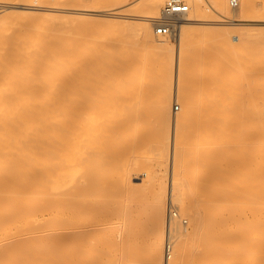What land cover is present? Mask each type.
Masks as SVG:
<instances>
[{"label": "bare ground", "instance_id": "bare-ground-1", "mask_svg": "<svg viewBox=\"0 0 264 264\" xmlns=\"http://www.w3.org/2000/svg\"><path fill=\"white\" fill-rule=\"evenodd\" d=\"M81 1L83 0H0V18H6L9 15L7 11L10 9L24 11L25 20L19 28L25 37L29 38L30 46H33L34 42L37 43L34 40L36 37H44L40 53L42 60L37 64L39 66L32 70L22 71L15 66L31 57L30 54H33L31 47L17 51L13 49V46L20 38L19 36L11 34L0 36V264H101L97 259L98 262L95 260L97 256L95 251L90 252L89 248L92 245L91 241L95 231L103 225H95L92 222L79 227L72 226L73 218L79 213L91 216L95 210L88 199L79 197V193L82 195L84 188L77 186L78 177L75 179L79 172L77 170L90 162L91 150L103 148L101 145L110 147L109 150L112 147L107 153V155L110 154V157L107 156L110 162L124 160L125 157L127 158L126 155H131L129 151L133 149L136 154L145 144L138 139L141 137L138 132L137 138L134 137V130L130 127H134L135 122L139 124L145 121L146 118L137 122L138 120H135L138 117L134 116L148 114L151 117L150 114L154 112L156 116L158 115L157 117L160 116L159 119L168 117L169 122L172 119L176 131L174 138L177 139L174 141L176 147H173L175 152L172 151L174 156L173 159L171 158L173 160V187L169 206L171 210L168 212L167 222L165 221L167 208L165 191L163 195L158 194L152 201L153 215L146 222L145 240L154 264H264V103L261 108L258 99H256L257 103L253 102V105L251 99L247 100L251 101L250 106L247 101L243 102L248 104H242V100H237L242 105L240 112L238 109L241 107L235 110L236 106H239L237 101L236 103L230 100L224 101L226 100L224 96H221V100L216 97L212 99L208 92L212 87L210 88L204 79L186 85L185 69H195L213 54L210 51L211 54L204 53L207 55L203 56L204 51L200 48L198 49L202 51L199 50L201 54L197 52V48H194V40L199 34L192 32L198 35L192 36L191 33L192 37H190L185 33L186 35L181 36L182 39H180L183 42L180 45L181 53L178 58L177 87L179 94L177 101L182 104H180L182 108L179 106L181 110L177 107V110L181 111L179 114H172L170 112L172 109L169 110L173 107H171V95L160 93L157 94L154 104L150 103L151 106H147L149 103L143 102L147 103V107H144L143 103L137 104L138 108L135 107V111L131 105L132 101L129 103L120 101L121 106L117 102V105L113 104L116 109H110L111 111L108 110L110 108L108 106L107 109L104 108L106 110L103 113L106 119L101 120L102 116L99 118V123V120H96L99 117L97 115H100L98 111L101 109V113L103 112V108H99L100 105L82 104L81 107L85 105L82 110L76 104H66L61 98L48 94L44 87L33 83L31 79L33 74L41 71V66L44 67L51 58L58 54V37L54 32L59 28L58 22L52 20L50 22L43 18L50 22L48 27L39 26L36 31L35 22L43 13H53L52 15L56 17L59 13H68L73 4ZM93 1L100 2L99 7L93 9L105 17L102 22L114 27L113 25L118 26L119 21L127 17L140 21L139 32L137 30L138 41L140 40L143 44L153 42L154 48L165 51L173 48V43L170 38H161L155 34H159L158 30L164 26L167 32L160 35H166L165 37L173 35L177 26L173 19L175 17L186 16L183 22L188 24L210 19L211 25L221 26L241 24L249 20L254 21L253 24H264V17L258 20L253 19L252 9L255 0H240L239 15H242L240 17L227 0H212L213 12L211 14L213 16L210 15L211 18L207 16L210 19L203 17L206 0L185 1L188 8L182 13L171 11L174 0ZM132 2H136L135 7L139 11L133 14L128 13L131 15L125 16V12L119 8ZM231 4L237 7L238 1L232 0ZM200 10L202 13H199ZM200 14L203 15L200 17ZM156 24L159 27L153 33L152 27ZM180 27L183 28L182 25ZM186 36L188 40H185ZM116 40L109 43L100 39L101 43L97 40L98 42L94 43L96 46H93L100 49H112V47L117 49L120 46V40L118 38ZM100 44L102 45L99 46ZM9 47L12 48L9 49ZM190 49L193 51L191 52ZM206 51L209 52L208 49ZM182 52L187 54H182ZM251 55L248 54V57L244 58L247 60L246 63L251 60ZM211 57L215 60L214 55ZM244 59L240 61V64L237 61L229 62L228 67L235 71L237 64L242 67L246 64ZM160 64L159 69L164 70V63L160 62ZM152 66L153 64L148 68L149 71L158 69L156 65ZM142 67L143 65L139 63L137 72H143ZM248 69L249 72L253 71V69ZM24 75L28 76L29 80L16 83V78ZM150 84L151 81L146 82V85ZM223 90L226 91V89ZM196 94H200L201 98L202 95L204 97L198 100ZM222 99L225 103L221 105ZM228 101L233 104V107L228 106L231 104ZM125 105L132 106L135 115L130 116L134 119V123L132 119L127 118L131 112H127L128 116L123 112L122 115L120 114L123 117L119 118L121 125L115 126L118 120L114 122L111 117H114L115 111L117 113L118 107L123 108ZM244 105L251 107L250 109L246 106V109L250 111L246 110ZM97 106L99 109L96 108ZM85 107L88 111H85ZM96 109L98 114L93 117L97 113ZM90 111H94V114ZM83 112L89 113V116L86 113L84 115ZM229 112H236V115L225 114ZM122 119H125L124 123ZM103 121L105 124L110 121L114 125L107 124L106 130L111 127L109 134L104 132L103 139L100 138L101 141L98 138L100 136L97 137L95 134L103 131V128H100L104 125ZM127 123L130 124L128 128L133 134L127 127L124 128ZM96 126L100 129L98 130ZM93 129L101 131L94 133ZM81 136L85 138L82 139ZM125 136L126 140H123ZM114 137L115 139L124 137L121 140L127 141V146L117 145V141L120 143L121 140L117 138L116 141ZM109 139H113L111 145ZM144 140L143 143L146 142ZM85 141L91 145L86 144ZM140 141L141 146L138 148ZM84 143L90 146H84ZM138 165L134 162V170H129L127 175L126 171L123 172L124 170L120 172L119 177L122 183L126 181L125 183L129 186H133L131 184L142 185L149 190L156 185L162 186L155 166L151 165V167L145 163L144 167ZM139 175H142V178ZM185 183H188L186 184L187 189ZM78 188L82 191L80 192ZM122 188L128 189L124 183ZM175 208L190 219V226L186 229H182L180 225L181 222L185 224L187 222L182 221L180 215L175 213ZM126 210L113 211V217L123 218L126 215L123 212ZM126 239V235L123 234L119 243L122 245ZM184 239L190 240L192 245L187 248V242ZM163 248L167 252H163ZM87 251L96 256L93 257L89 253L84 261L78 262L79 255ZM122 262L121 259H117L116 264H122Z\"/></svg>", "mask_w": 264, "mask_h": 264}, {"label": "rangeland", "instance_id": "rangeland-1", "mask_svg": "<svg viewBox=\"0 0 264 264\" xmlns=\"http://www.w3.org/2000/svg\"><path fill=\"white\" fill-rule=\"evenodd\" d=\"M185 1L187 2V0ZM189 1L191 2L194 0ZM231 1L232 0H227L228 4L238 13V17L242 16L239 15V8L241 6L240 0H236L238 1L237 7H233ZM98 2L99 1L83 0L77 4H73V6L70 7L68 13H59L57 14L58 17H56V15H52L53 13H43L40 19L35 22V31L39 26L44 28L48 27V24L51 22V20L56 21L59 24V28L54 31L58 37L57 56L51 58L44 67L41 66V71L39 70L37 74H33L31 78L33 83L39 84L44 87L48 94L61 98L66 104L71 103L74 105L76 104L77 106H80L82 104H87L88 106L100 105L99 108H103L102 113L101 109L100 111H98L100 112V115L97 112V109H99L98 106L95 110V112L97 113L94 114V111H90V113L93 112V117L98 114L97 116L99 117L96 120H99V123V118H101L102 116L103 118H101V120H103L104 118L106 119L103 113L108 108V106L110 107L108 108V110L111 111L113 108L116 109V106L114 105H117V102H119L118 104L120 105L123 102L129 103L130 101H132L131 105H133L135 111V109L138 108L136 106L137 104L148 102L149 104L143 103L144 107L146 106V104L147 106H149L150 103L154 104V100H156L155 98L157 97V94L160 93L171 95V107H176V109L172 107L169 108V110L172 109L170 110L172 114H179L181 111H179V109L177 110V107L181 106L182 104L177 101L179 94V90L177 87L179 61L178 58H180L179 53H181L180 45L183 42V40L180 41V39H182L181 36H184L186 35L185 33H187V36L190 35V37L197 36L199 34V37H195V40L192 38L195 44L192 42L193 40L191 39V42L194 44V48H197V52L201 49L204 51L202 52L200 50L203 53V56L211 54L210 51L213 52V54L209 55L210 57L207 56V61L203 60L205 64H203L202 62V64L200 63L201 65L199 66H196V64L195 69L191 67L190 68L192 70L189 68L185 69L184 72L186 73V85H191V83L196 80L204 79L209 84L210 88L212 87V89L208 91L210 92L209 96H211L212 99L216 97V99L218 98L219 100L220 98L221 100V96H224V98L226 99L224 101L230 100L231 102L234 101L236 103L237 100H242V104H246L248 102L247 100L251 99L252 105L254 103H257L256 99H258L261 103V108H263L262 104L264 103V24H253L254 21L249 20L243 21L241 24L234 25H211L210 15H212L211 12H213L212 0H206V5H204V7L206 6L204 9L205 12L202 9L201 10L204 13L203 17L206 16L204 19H208L209 17L207 16H210V20H201L196 23L188 24L183 22V19H185L186 16L175 17L173 19L174 21H176L175 24L177 26L173 35L165 37L166 35L155 34L161 38H170L171 42L173 43V48L165 51L163 49L154 48L155 44L153 42L149 41V43L151 44L146 42V44H143V42H141L140 40V42L138 41L137 30L139 28L138 26L140 25V21L129 19V17H127L125 19H121L119 21L118 26L113 25L114 27H111L110 24H107L104 21L102 22V20H105V17L99 14V12H97L95 9H93L94 7H99L100 2ZM135 5L136 2H132L121 6L119 10L124 11V15L128 16V13L133 14L134 12L139 11V9L135 7ZM201 10L199 13H202ZM199 13L195 12V14L197 15H199ZM7 14L9 15L6 18H0V36L10 34L16 37L19 36L20 38H18L15 45L13 44V49L15 48V50L21 51L23 49L31 47L30 50L32 49L33 52V54H30V58L26 59V61H24L23 63L17 64L15 67H18L22 71L26 69L32 70L33 68L38 67L39 65L37 64L40 63V60H42L40 53L42 50V42L44 40V37H36L34 40H36L37 43L34 42L35 44L33 46H30L29 38H26L22 30H20L19 28V25L23 24L25 20L24 11L19 9H10L7 11ZM202 15L203 14H200V17ZM252 16L254 17L253 19L256 20L264 17V0H255L254 7L252 9ZM43 18L50 20V22L45 21ZM88 18L92 19L90 21H87L86 19ZM204 21L206 23H209L206 24ZM181 25L183 26V28L180 27ZM157 27H159L157 24L156 26L153 25V33H155ZM44 31H46V29ZM192 32H197L198 34L195 33V35ZM191 33L193 34L192 36ZM187 36L185 37V40H188ZM117 38L120 40V46L119 48L117 47V49H113V47L112 49H100L97 47L94 48V46H96L94 45V43L96 44V42L100 41V39L103 41H108L109 43H113L117 41ZM212 44L213 46H211ZM101 45L102 44H100L99 46ZM10 48L12 47H9V49ZM207 49L209 50V52L206 51ZM183 50L186 52L185 49ZM190 50L191 52L193 51L192 49ZM204 53L207 54L204 55ZM182 54L187 53L182 52ZM248 54H252L251 60L249 59L250 61L246 63L247 60H245L244 58H247ZM213 55L215 60H212L213 57L211 56ZM243 59L245 60V63L248 64H245V67H242L241 65L239 66L240 61H242ZM172 61L173 63L171 64ZM235 61H237L239 64H237V69L233 71L228 67V63H232ZM160 62L164 63V70L159 69L161 65ZM139 63L143 65L142 69L144 71L141 73L137 72V66ZM151 64H153L152 67L156 65L155 67H158V69L155 71H149L148 68L151 67ZM248 68L250 70L253 69V71H247ZM27 80H29L28 76H20L19 78H16V83L18 81ZM148 81H151V84L149 86L146 85V82ZM222 87L223 89H226V91L223 90ZM251 92L253 94H251ZM218 94L220 96H216ZM196 96L197 99L201 98L200 94H196ZM203 97L204 96L202 95V98ZM252 99L256 100V102ZM239 101H237L239 103V106H236L235 110H237L238 107L240 108L242 106ZM251 101L248 102L250 103L249 106L251 105ZM221 103H225L223 102V99L220 104ZM238 103L236 105H238ZM260 103L258 102V104ZM231 104H228V106L230 105V107H233V104L232 106ZM85 105H83L82 107L80 106L81 108H79L83 110ZM223 105L225 106V104ZM246 106L247 108L251 109V107H249L248 105H244L245 109ZM131 107H127L126 105L123 108L118 107L119 110L117 109V113L115 111L113 115L114 117H111V120H114V122L118 120V123L116 122L115 126L121 125L119 123V118L123 117L120 116V114L123 112H125L127 116V112H131L129 113V117H126L129 118V120L132 119V116L130 115H135L133 114L135 112ZM240 109L238 110L241 112L242 107ZM86 110L87 109L85 107V111ZM246 110L250 111L249 109ZM230 112L225 114L232 115L233 112ZM105 113L107 115V112ZM150 113L151 112H149V114ZM88 114L89 113H86V115ZM136 115L134 117H138V119L136 118L135 120H138L137 122L146 118L145 121H141V123L139 122V124L135 122V126L130 127L133 128V133H139V136L141 137H138V139L142 140V144H145L142 145V147L140 141V144H138L137 147L139 148V146H141L142 148H139V150H141L139 151L136 147V151L138 150L136 154H134L135 150L133 149L134 152L130 150L129 152L131 155H126L127 158L125 157L124 160L110 162L109 159L107 160V158L110 157V154L107 155V153L111 151L112 147L109 150L110 147H105L100 144L103 148L94 150L92 149V153L89 151L91 153V155L89 154L91 156L90 162L89 160L85 162L86 164L88 162L89 163L85 166H81L80 169L77 170L79 171L78 174L76 173L77 175L75 176V179L78 177V179H76V183H78L77 186H81V188H84L83 191L81 190V188L80 190L78 188L80 192L82 191V195L81 193H79V197L81 199L86 198L85 200L88 199V201H90V204H93L92 206L95 207L93 208L95 210L91 216H86L85 214L80 215L81 213H79V215L73 218L72 226L79 227L84 225L85 223L92 222L95 225H103L102 227L97 228V230L95 231L91 241L92 245L89 248L91 249L89 250L90 252L95 251L94 253L97 256L93 253H89L93 257L96 256L95 260L97 259L101 264H116L117 259H121V261H123L122 264H154V261L150 255L149 247L147 246V241L145 240L146 222L153 215V209L151 207L152 201L154 200V198H156V196H158V194L163 195L165 191L164 195H167V208L165 213L166 222L167 215H169L168 212L169 210H171L169 206L171 201V189L173 187L172 159L174 156L173 152H175V150H173V147H176L174 146V144L176 145L174 141L177 140L174 138V136L176 137V131L173 121L171 119V122H169L170 119L167 120L168 117H165L166 119L163 117L162 119H159L160 116L157 117L158 115L156 116L155 112L154 114H150L151 117H149L148 114H145V116H140V114ZM242 115L245 114L242 113ZM123 120L125 121V119H122V122ZM133 120L134 119H132V121ZM104 122L105 121H103V123ZM133 123L131 124L132 126ZM107 124L114 125V123L111 124L110 121H108L106 122V124L104 123V125L100 126V128H103L102 132H100L101 130L98 131L100 128L98 129L97 126L96 127L98 130L93 129L95 130L94 133L96 131L100 132L99 134H95L97 135V137L98 135L100 136L98 137L99 139H103V135L105 134L104 132H107L109 134L108 131L111 127L108 126L109 128L106 130ZM128 126H130L129 123L125 124L124 128H128ZM129 130L131 132V129ZM127 132L129 131L127 130ZM138 133L137 135L134 134V137L136 136L135 138H137ZM108 134H106V136ZM120 135L121 134H119V136ZM83 137L84 136H81L82 139ZM117 138H119L120 141L124 137ZM117 138L115 139L114 137L113 139L117 141ZM127 138H129V136H127ZM105 139L107 140V138ZM113 139H109L110 145L111 141L113 142ZM109 140L107 142H109ZM123 140H126V136ZM143 140L144 142H146L143 143ZM103 142H105V140ZM126 142L121 140L119 143L117 141V145L121 144L123 146H127ZM87 143L89 142L87 141L86 144ZM91 143L93 144V142ZM86 144L84 143L83 145L85 146ZM107 145H109V143ZM93 147H95L94 144ZM82 148L85 150L84 147ZM165 156H167L169 159H167V157L165 158ZM165 161L167 162V164ZM134 162L139 165H143L145 163V165L148 164L149 166H155L157 173H159L160 175V177L158 175V178L160 179V182L162 181V186L156 185L149 190L142 185L131 184L133 186H129L125 183L126 181L123 180L125 181L123 182L124 185L128 187V189L124 190L122 188L123 183L121 181V178L119 177V174L123 170L124 173L126 171V175L129 173V170L132 171V169L135 168L134 166L136 165L134 164L133 166ZM139 176L140 178H142V175ZM143 178L146 179L145 176H143ZM186 184L188 185V183H185V188ZM164 185L165 187H163ZM188 190L190 189L188 188ZM119 209H127L125 212H123L126 213V215L123 218L119 216L113 217V211ZM66 210L68 212V209ZM175 213H178L177 215H180L182 221L185 220V222H187V224L181 222L180 226L182 229H186L190 226V219L187 216H183L177 208H175ZM123 234L126 235L127 239L126 242L121 245L119 242ZM185 241L187 242V248L192 245L190 240L186 239ZM171 250L173 255V245L171 247ZM163 252H167L166 249H164ZM89 253L87 251L79 255L78 262L84 261ZM165 260L167 261L166 257Z\"/></svg>", "mask_w": 264, "mask_h": 264}, {"label": "built area", "instance_id": "built-area-1", "mask_svg": "<svg viewBox=\"0 0 264 264\" xmlns=\"http://www.w3.org/2000/svg\"><path fill=\"white\" fill-rule=\"evenodd\" d=\"M171 7H172L171 9L172 12H179V13L186 12L188 8L185 0H174L172 2ZM166 32L167 29L164 26L158 30L159 34H165Z\"/></svg>", "mask_w": 264, "mask_h": 264}]
</instances>
